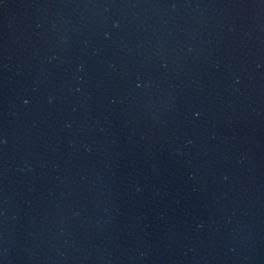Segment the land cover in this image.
<instances>
[{
  "label": "water",
  "instance_id": "obj_1",
  "mask_svg": "<svg viewBox=\"0 0 264 264\" xmlns=\"http://www.w3.org/2000/svg\"><path fill=\"white\" fill-rule=\"evenodd\" d=\"M0 264H264V0H0Z\"/></svg>",
  "mask_w": 264,
  "mask_h": 264
}]
</instances>
